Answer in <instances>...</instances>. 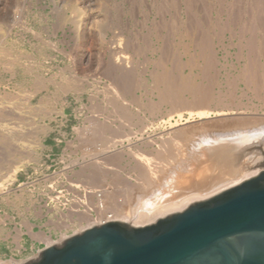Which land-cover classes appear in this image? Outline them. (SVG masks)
Returning <instances> with one entry per match:
<instances>
[{
	"label": "rangeland",
	"instance_id": "1",
	"mask_svg": "<svg viewBox=\"0 0 264 264\" xmlns=\"http://www.w3.org/2000/svg\"><path fill=\"white\" fill-rule=\"evenodd\" d=\"M263 136L264 0H0V260L210 197Z\"/></svg>",
	"mask_w": 264,
	"mask_h": 264
},
{
	"label": "water",
	"instance_id": "2",
	"mask_svg": "<svg viewBox=\"0 0 264 264\" xmlns=\"http://www.w3.org/2000/svg\"><path fill=\"white\" fill-rule=\"evenodd\" d=\"M231 158L241 174L264 166V136ZM19 264H264V168L151 223L96 224Z\"/></svg>",
	"mask_w": 264,
	"mask_h": 264
},
{
	"label": "bare ground",
	"instance_id": "3",
	"mask_svg": "<svg viewBox=\"0 0 264 264\" xmlns=\"http://www.w3.org/2000/svg\"><path fill=\"white\" fill-rule=\"evenodd\" d=\"M249 9V8H248ZM240 13V12H239ZM83 14H84V12L81 10V9H77L76 10V17H77V22H81V20H82V18H83ZM193 14V13H192ZM175 16V15H174ZM76 20V19H75ZM231 22V21H230ZM82 23V22H81ZM78 28V27H77ZM260 31V30H259ZM104 34V33H103ZM122 60V59H121ZM121 63H123V62H121ZM257 66V65H256ZM129 68V67H128ZM162 76V75H161ZM174 76V75H173ZM169 79V78H168ZM167 80V79H166ZM161 82H163L162 80H161ZM184 83H185V81H183ZM123 84V83H122ZM166 84H167V82H166ZM171 84V83H170ZM182 84V83H181ZM190 84V83H189ZM175 85H176V83H175ZM183 85V84H182ZM181 85V86H182ZM174 86V85H173ZM187 86V85H186ZM190 86V85H189ZM188 86V87H189ZM193 86V85H192ZM169 87V86H168ZM194 87V86H193ZM176 88V87H175ZM178 89V88H177ZM179 89H181V87L179 88ZM182 89H183V87H182ZM191 89V88H190ZM164 91V90H163ZM195 91V90H194ZM165 92V91H164ZM180 92V91H179ZM179 94V93H178ZM197 94V93H196ZM198 95V94H197ZM178 97H179V95H178ZM177 95H176V92L173 90V89H169L166 93H165V98H167V99H171V100H176L177 98ZM195 105V104H194ZM185 107V106H184ZM191 113V112H190ZM204 113V112H203ZM179 114V113H178ZM206 114H207V112H206ZM192 115V114H191ZM200 115H203V114H200L199 113V116ZM14 118V117H13ZM14 120V119H13ZM215 139V138H214ZM119 141V140H118ZM166 143V142H165ZM8 144V143H7ZM13 145H15V144H13ZM200 147V146H199ZM1 148V147H0ZM192 148H194V147H192ZM198 148V147H197ZM141 155V154H140ZM94 156V155H93ZM167 160V159H166ZM156 162V161H155ZM166 162V161H165ZM157 164V163H156ZM260 169V168H259ZM259 169H256V170H253V171H251V173H247V175H253V174H256L258 171H259ZM148 177V176H147ZM231 182H233V181H231ZM228 184H230V182L228 183ZM151 187V186H150ZM221 187V186H220ZM133 189V188H132ZM148 189V188H147ZM212 190V189H211ZM130 191V190H129ZM107 194V193H106ZM105 196V195H104ZM109 196V195H108ZM200 196H202L201 195V193H194V194H192V195H188V196H186V197H183V198H181V199H179V200H176V201H171V202H168V203H164L163 205H161L160 207H158L157 209H155V210H153V211H147V212H144V211H142V213L140 212V214L138 213H135V211H134V216L136 217V218H138V220L137 221H132V222H130V223H132V224H134V225H141V224H139L140 222H143V220L145 221V219L148 221V220H152L153 219V221H155L156 219H157V217L160 215V214H164L165 212H167V211H170V210H175V209H178V208H181V207H183L186 203H188V202H190V200H192V199H196L197 197H200ZM158 198V197H157ZM159 199V198H158ZM109 200V199H108ZM106 202H107V199H106ZM110 204H112V205H109V203H108V205H106L105 207H103V208H100V210H99V213H100V217H103L104 218V221H102L101 223H104V222H107V221H111V220H123V221H127V213H126V215L124 216V215H122V217L120 218H118L116 215H114V216H116V218H113L112 216H110V217H108V214L110 213V212H112V211H116V210H118L119 211V209L121 208L116 202L114 203H110ZM132 211V212H133ZM116 213V212H115ZM107 216V217H106ZM132 216V215H131ZM161 217V216H160ZM103 218H101V219H103ZM125 218V219H124ZM135 218V219H136ZM159 218V217H158ZM87 220V222H88V226H86V227H91V226H93V225H96V223H94V219H93V221H92V218L90 217V215L86 218ZM142 220V221H141ZM130 221V220H129ZM128 222V221H127ZM83 229V228H82ZM37 233H39V232H37ZM42 239H45L46 241H47V243L49 244V245H52V244H55L56 243V241L55 240H53L52 238H51V236H49V235H46L45 233H43V232H41V233H39L38 234ZM37 236V235H36ZM64 238H66V236H64ZM16 259H11V260H0V264H19L20 263V261H18V260H16V262H12V261H15Z\"/></svg>",
	"mask_w": 264,
	"mask_h": 264
}]
</instances>
